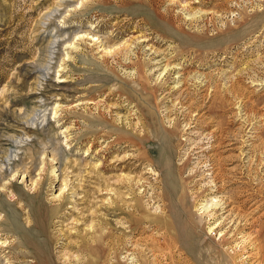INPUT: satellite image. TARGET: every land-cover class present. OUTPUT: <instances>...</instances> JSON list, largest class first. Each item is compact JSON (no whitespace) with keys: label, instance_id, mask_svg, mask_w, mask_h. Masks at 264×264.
<instances>
[{"label":"rangeland","instance_id":"1","mask_svg":"<svg viewBox=\"0 0 264 264\" xmlns=\"http://www.w3.org/2000/svg\"><path fill=\"white\" fill-rule=\"evenodd\" d=\"M0 264H264V0H0Z\"/></svg>","mask_w":264,"mask_h":264}]
</instances>
